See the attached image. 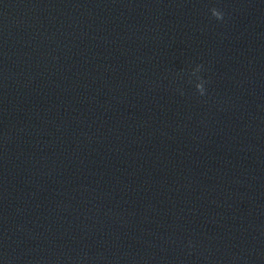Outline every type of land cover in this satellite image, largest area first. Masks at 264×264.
<instances>
[{
  "label": "water",
  "instance_id": "1",
  "mask_svg": "<svg viewBox=\"0 0 264 264\" xmlns=\"http://www.w3.org/2000/svg\"><path fill=\"white\" fill-rule=\"evenodd\" d=\"M0 264H264V0H0Z\"/></svg>",
  "mask_w": 264,
  "mask_h": 264
},
{
  "label": "clouds",
  "instance_id": "2",
  "mask_svg": "<svg viewBox=\"0 0 264 264\" xmlns=\"http://www.w3.org/2000/svg\"><path fill=\"white\" fill-rule=\"evenodd\" d=\"M211 13H212V16L219 20V21H223L224 20V17H225V13L218 9V8H212L211 9ZM203 70V65L200 64V65H197L195 67V69L193 70L192 72V75L193 76H197V73H200L201 71ZM197 80L199 81L197 84H196V89H197V92L199 93V95L203 96V95H206L207 94V90L205 88V84L207 83V81H205L203 79V77L201 76H197ZM191 243V242H190Z\"/></svg>",
  "mask_w": 264,
  "mask_h": 264
}]
</instances>
